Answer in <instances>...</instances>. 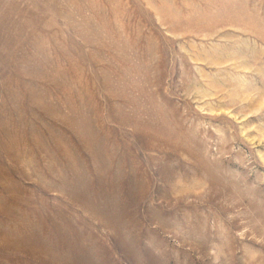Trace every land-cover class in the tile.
Instances as JSON below:
<instances>
[{
    "label": "rangeland",
    "instance_id": "obj_1",
    "mask_svg": "<svg viewBox=\"0 0 264 264\" xmlns=\"http://www.w3.org/2000/svg\"><path fill=\"white\" fill-rule=\"evenodd\" d=\"M0 264H264V0H0Z\"/></svg>",
    "mask_w": 264,
    "mask_h": 264
}]
</instances>
